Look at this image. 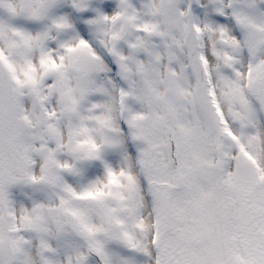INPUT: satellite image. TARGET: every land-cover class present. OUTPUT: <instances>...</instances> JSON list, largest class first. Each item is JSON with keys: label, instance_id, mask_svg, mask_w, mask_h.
<instances>
[{"label": "snow or ice", "instance_id": "1", "mask_svg": "<svg viewBox=\"0 0 264 264\" xmlns=\"http://www.w3.org/2000/svg\"><path fill=\"white\" fill-rule=\"evenodd\" d=\"M0 264H264V0H0Z\"/></svg>", "mask_w": 264, "mask_h": 264}]
</instances>
